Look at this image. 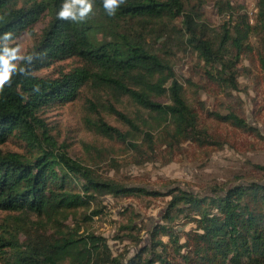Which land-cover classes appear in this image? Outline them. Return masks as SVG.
I'll return each mask as SVG.
<instances>
[{"label": "trees", "instance_id": "trees-1", "mask_svg": "<svg viewBox=\"0 0 264 264\" xmlns=\"http://www.w3.org/2000/svg\"><path fill=\"white\" fill-rule=\"evenodd\" d=\"M62 3L0 0V33L11 31L15 44L22 31L32 32L48 17L28 50L32 63L0 91V144L15 138L28 152L0 149V262L264 264V165H254L262 177L206 194L180 187L152 190L103 177L72 158L42 118L46 108L75 100L88 86L97 103L127 127L123 131L99 117L90 123L94 132L124 142L142 159L152 160L160 148L171 155L185 142L213 143L175 76L174 55L189 47L202 61L206 78L230 94L238 86L241 59L255 52L251 37L256 33L264 70V0H257L253 24L228 1L225 9L216 3L217 11L228 16L218 26L209 25L192 0H123L113 16L103 0H94L93 12L80 22L57 18ZM72 57L81 64L56 76L38 73ZM124 98L137 107L134 114L116 107ZM213 114L235 128L252 129L233 111ZM143 194L169 196L164 223L154 225L142 241L133 234L135 219L128 218L118 231L127 233L135 252L128 258L114 255L107 239L85 224L104 212L99 205L106 195ZM180 218L194 224L184 242L173 223Z\"/></svg>", "mask_w": 264, "mask_h": 264}, {"label": "rangeland", "instance_id": "rangeland-1", "mask_svg": "<svg viewBox=\"0 0 264 264\" xmlns=\"http://www.w3.org/2000/svg\"><path fill=\"white\" fill-rule=\"evenodd\" d=\"M227 1L244 12L250 23H254L257 0H192V3L200 4L202 17L209 25L218 26L228 16L219 13L215 4L219 2L225 9ZM47 20V16L42 17L32 27V32L24 30L20 33L17 42L22 51L32 48ZM258 34L251 37L255 52L241 59L238 86L229 91L230 94L206 78L202 61L189 47L176 50L173 58L175 76L184 85L185 96L195 107L200 125L205 126L211 134V144L198 146L185 142L171 155L160 148V153L152 160L147 157L142 159L124 142L94 132L90 123L99 117L123 131L127 127L97 103V97L88 86L75 100L46 108L42 118L60 149L69 156L90 166L98 175L130 185L162 192L180 187L195 194H206L215 187L221 189L255 176L262 177L254 167L255 164L264 165V70L256 53L261 47ZM80 64L79 59L72 57L43 68L38 73L56 76L60 71H68ZM116 107L131 114L137 111V107L125 98L117 102ZM227 111L244 117L252 129H238L214 118V112ZM0 149L28 154L24 144L15 138L0 144ZM168 200V195L158 194L106 195L99 205L104 212L93 217L85 227L104 236L114 255L123 253L128 258L134 254L136 246L125 237L126 232L118 231L119 225L128 218L135 219L137 227L133 234H139V238L146 241L148 231L154 225L164 223L162 216ZM3 215L4 212H0V217ZM82 215L83 212H79L77 219L81 220ZM173 223L180 234V242H184L185 233L191 231L194 224L185 223L183 218ZM161 238L168 241L166 236Z\"/></svg>", "mask_w": 264, "mask_h": 264}, {"label": "clouds", "instance_id": "clouds-1", "mask_svg": "<svg viewBox=\"0 0 264 264\" xmlns=\"http://www.w3.org/2000/svg\"><path fill=\"white\" fill-rule=\"evenodd\" d=\"M123 0H103L107 15H116ZM94 0H63L56 16L70 22L85 20L93 12ZM15 37L11 31L0 33V91L12 82L14 75L25 73L34 56L32 52L21 50L19 44L13 43Z\"/></svg>", "mask_w": 264, "mask_h": 264}]
</instances>
